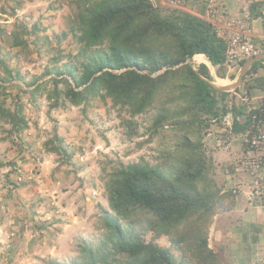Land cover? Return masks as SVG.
I'll return each instance as SVG.
<instances>
[{
    "label": "rangeland",
    "instance_id": "obj_1",
    "mask_svg": "<svg viewBox=\"0 0 264 264\" xmlns=\"http://www.w3.org/2000/svg\"><path fill=\"white\" fill-rule=\"evenodd\" d=\"M159 7L185 11L165 4L154 8ZM80 11L76 0H0V264L122 263L126 256L113 251L103 209L146 242L169 248L177 263L185 257L186 264H200L151 230L146 212L115 214L108 201L109 176L119 163L140 161L170 173L176 147L188 136L201 139L206 156L215 161L219 181L232 187L240 181L230 169L242 152L239 133L228 149L208 137L207 152L201 120L217 110L198 113V130L188 125L189 115H180L185 103L170 88L135 115L130 106L98 95L72 104L66 98L73 84L69 71L80 76L82 64L101 63L100 55L108 49L107 42L81 43L75 21ZM252 79L248 77L241 95L250 97L248 90L256 85ZM234 100L244 105V115L252 105L240 97ZM51 140L61 148L59 153ZM213 221L209 244L221 264H230L216 246Z\"/></svg>",
    "mask_w": 264,
    "mask_h": 264
},
{
    "label": "trees",
    "instance_id": "obj_2",
    "mask_svg": "<svg viewBox=\"0 0 264 264\" xmlns=\"http://www.w3.org/2000/svg\"><path fill=\"white\" fill-rule=\"evenodd\" d=\"M76 2L81 8L75 20L81 43L107 42L108 49L100 55L101 63L82 64L80 76L69 71L73 84L66 98L80 105L90 95L109 97L116 104L130 106L135 115L170 88L185 103L180 115H189L188 125L201 129L198 113H214L219 98L202 78L210 79L207 66L196 69L190 60L203 53L213 65L224 62L225 42L211 24L186 11L154 8L149 0ZM0 87H4L1 82ZM11 118L23 124L20 118ZM49 142L61 151L54 141ZM202 148L201 139L185 136L176 147V165L168 174L144 161L119 163L109 176L108 201L117 215L129 210L146 212L151 230L165 235L171 245L200 264H221L208 238L213 217L227 194L221 192L215 177L214 159ZM102 218L113 251L126 256L119 264H186L185 257L177 263L169 248L146 242L135 229H125L107 210H102Z\"/></svg>",
    "mask_w": 264,
    "mask_h": 264
},
{
    "label": "built area",
    "instance_id": "obj_3",
    "mask_svg": "<svg viewBox=\"0 0 264 264\" xmlns=\"http://www.w3.org/2000/svg\"><path fill=\"white\" fill-rule=\"evenodd\" d=\"M149 1L154 7L165 4L183 9L185 5L184 0ZM225 14L224 8L217 0H209L206 12L201 18L211 24L217 35L224 40L226 45L224 64L235 66L257 55L259 50L254 41L255 30L251 23L250 10L229 19L223 17ZM260 17L264 20V8ZM236 97H240L246 106L253 102L251 106H247L245 115L234 113L237 106L234 102ZM216 110L215 114H204L201 120L204 125V147L207 152L209 149L205 140L208 137H214V142L220 149H228L232 138L237 136L236 125L244 126L238 134L242 142V152L230 164V169L236 171L240 181L222 192L230 191L235 197L243 194L250 205L258 206L264 202V95L249 97L247 93L241 95L237 91H232L230 97L220 101ZM217 125L219 130L216 131L214 127Z\"/></svg>",
    "mask_w": 264,
    "mask_h": 264
},
{
    "label": "crops",
    "instance_id": "obj_4",
    "mask_svg": "<svg viewBox=\"0 0 264 264\" xmlns=\"http://www.w3.org/2000/svg\"><path fill=\"white\" fill-rule=\"evenodd\" d=\"M217 2L224 8L226 14L223 17L226 19L243 15L246 10H250L251 23L255 30L254 41L259 54H264V20L260 17L264 0H217ZM184 3L185 11L201 17L206 12L209 0H184ZM252 59L253 57L235 66H227L224 63L213 65L205 54L196 53L190 61L196 69L201 65L207 66L210 79H205L208 81L219 82L230 87L227 90L215 88L219 105L221 99L231 96L232 91L242 92V87L250 83H246L249 76L254 79L251 82L256 84L248 90L250 97L264 95V58L251 61ZM245 68L247 70L242 80H239ZM243 106H235L234 113L244 115ZM215 171V177L222 190L230 189L229 183L219 181L218 169ZM230 197L232 202L229 200ZM213 224L216 246L228 257L230 264H264V202L253 206L243 194L234 197L229 193L216 212Z\"/></svg>",
    "mask_w": 264,
    "mask_h": 264
},
{
    "label": "water",
    "instance_id": "obj_5",
    "mask_svg": "<svg viewBox=\"0 0 264 264\" xmlns=\"http://www.w3.org/2000/svg\"><path fill=\"white\" fill-rule=\"evenodd\" d=\"M261 58H264V54H258L256 55L255 57H253V59L251 61H254L256 59H261ZM249 63H247L248 65ZM248 67V66H247ZM106 70V69H105ZM246 68L244 69V71L241 73L240 77H239V80H242V77L243 75L245 74L246 72ZM101 73V72H100ZM98 73V74H100ZM203 78V77H202ZM204 80H206L210 85H212L214 88L216 89H220V90H227V89H230V87H227L226 84H221L219 82H213V81H208L207 79L203 78ZM232 87V86H231Z\"/></svg>",
    "mask_w": 264,
    "mask_h": 264
},
{
    "label": "clouds",
    "instance_id": "obj_6",
    "mask_svg": "<svg viewBox=\"0 0 264 264\" xmlns=\"http://www.w3.org/2000/svg\"><path fill=\"white\" fill-rule=\"evenodd\" d=\"M186 12H187V11H186ZM258 54H259V53H258ZM255 56H256V55H255ZM253 57H254V56H253ZM245 61H246V60H245ZM243 62H244V61H243ZM223 63H224V62H223ZM241 63H242V62H241ZM241 63H240V64H241ZM263 85H264V83H263ZM221 100H224V99H221ZM216 113H217V112H216ZM214 114H215V113H214ZM237 126H238V124L236 125L235 129L237 128ZM239 127L242 129L244 126H243V125H240ZM241 129H240V130H241ZM240 130H239V131H240ZM236 131H237V130H236ZM238 133H239V132H238ZM223 190H224V189H223ZM223 190H222V191H223ZM222 191H221V192H222ZM227 192L231 193L230 191H227ZM227 192H222V193L225 194V193H227Z\"/></svg>",
    "mask_w": 264,
    "mask_h": 264
},
{
    "label": "bare ground",
    "instance_id": "obj_7",
    "mask_svg": "<svg viewBox=\"0 0 264 264\" xmlns=\"http://www.w3.org/2000/svg\"><path fill=\"white\" fill-rule=\"evenodd\" d=\"M201 57V56H200Z\"/></svg>",
    "mask_w": 264,
    "mask_h": 264
}]
</instances>
